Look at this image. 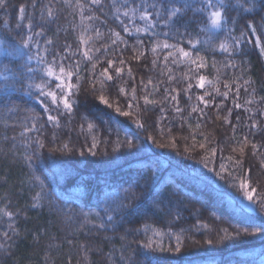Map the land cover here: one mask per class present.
I'll list each match as a JSON object with an SVG mask.
<instances>
[{
  "label": "snow or ice",
  "instance_id": "snow-or-ice-1",
  "mask_svg": "<svg viewBox=\"0 0 264 264\" xmlns=\"http://www.w3.org/2000/svg\"><path fill=\"white\" fill-rule=\"evenodd\" d=\"M10 8L17 9L14 23L9 15ZM0 12L9 17L0 20L3 25L0 27V95L4 97L0 100V130L8 133L21 129L18 136L3 137L0 161L21 170L17 184L28 200L24 209L12 211L9 210L12 195L0 198V204L4 200L8 201L0 207V226L5 218L8 222L7 230L0 232V253L8 252L15 239L21 237L19 219L27 218L25 210L39 209L51 214L53 225L58 230L59 223L64 224L65 229H72L71 239L65 231L62 242L72 245L82 235L86 240L79 248L85 259L89 253L103 257L101 261L94 260L90 264H185L184 253L189 245L184 243L181 234L171 228L166 232L157 229L154 216L142 218L140 222L143 227L127 226L135 222L137 211L135 203H125L129 199L127 196L120 200H106L100 211L67 209L63 194L54 193L47 182L48 177L35 167L42 150L47 149L50 153L73 152L70 140H61L55 130L67 128L69 132L72 131L69 125L79 110V97L89 94L108 108H114L116 113L130 117L136 129L145 132L147 127L145 121L140 119L141 114L159 108L162 124L169 110L176 114L184 112L179 106L181 92L187 101H192L195 96V103L189 105L188 117L196 121V131L190 132V136L195 140L199 135L206 142L199 145L211 154L205 157L204 167L213 164L210 170L215 176L237 190L241 197L238 205L241 214L246 209L261 214L260 222L253 231L236 227L229 234L225 228L218 240L206 239L203 243L212 246L256 236L264 240V195L251 186L252 180L248 175L251 170L243 167L245 149L250 148L255 154L264 148V107L254 110L246 106L264 105V95L255 99L257 88L252 87V82L245 79L243 85L240 83L245 75L243 66L247 46L259 45V54L264 56V43H261V36H264V0H25L18 5L13 4L12 0H0ZM161 26L166 31L161 30ZM258 31L260 34L253 39L251 34ZM126 51L132 52L131 61L139 62L150 55L148 63L151 68L159 69L160 78L155 82L152 78L146 82L143 77L139 79L140 95H137V78L130 61L124 59ZM218 54H223L224 68L241 71V75L230 83H223L224 91L218 86L222 83L219 70L214 80L202 74V70L209 67V57L212 58V67L220 63L215 59ZM32 61H35L34 65ZM180 66H184L183 72L177 71ZM129 80L134 83L125 87ZM180 81L186 87H169ZM194 85L198 89H205L204 94H196ZM206 85L212 91H208ZM242 86L252 97L244 104L235 102L239 99ZM162 87L163 94L157 99ZM259 90L264 92V81H261ZM13 91L24 92L38 101L43 112L38 113L34 108L22 109L13 104L9 99V93ZM106 92L124 98L127 110L121 109L118 99L110 102ZM230 93L234 96V107L248 113V123L242 125L241 117L237 115V123L233 124L232 109H227L221 115L225 108L224 101ZM217 97L221 98L219 104L216 103ZM213 105L216 108L215 119L223 125H231V139L237 144L231 149L232 155L227 157L220 149L221 162L218 165L217 146L206 147L212 142L208 135L200 131L202 125L211 119L208 109ZM80 118L86 123L89 134L86 142L90 146L86 151L96 156L99 144L105 142L98 140L95 134L99 132L100 125L88 122L86 113H82ZM180 118L184 119L183 116ZM85 123L79 125L81 132L85 131ZM101 123L105 125L104 131L109 138L113 135L116 137L111 141L114 144L113 152L138 146L152 151L147 144L149 139L158 148H177L176 137L171 136L170 126L167 130L163 126L159 128L161 134L170 137L169 143L156 144L154 137L141 136L137 132L132 133V139L125 135L121 140V129L128 130L126 122L107 124L101 119ZM49 126L53 131L50 138L46 139ZM241 128L247 129V132L242 133L237 140V131ZM257 137L260 143L256 142ZM79 154L83 156L85 151L81 149ZM103 154H108L107 149ZM261 155L264 156V153ZM156 176L157 172L153 170L148 179L154 180ZM176 195V192L170 193L167 204L163 200L153 204V211L172 224L181 221L187 208L186 205L181 207V200L172 199ZM138 199L140 196L133 194L132 200ZM33 231L26 230L25 235H32ZM183 231L181 229V233ZM108 232L113 235H101ZM41 235L47 236V229L33 235L34 242H38ZM137 236L145 239H128ZM164 236L168 237L167 245L162 242ZM157 238L161 242L158 243ZM48 239L50 242L46 251L57 249L56 241L61 238L49 236ZM117 241L120 242L119 248L116 247ZM97 242L109 244L110 247L107 251L97 248ZM44 264H49V261H44ZM68 264H71V260Z\"/></svg>",
  "mask_w": 264,
  "mask_h": 264
},
{
  "label": "trees",
  "instance_id": "trees-1",
  "mask_svg": "<svg viewBox=\"0 0 264 264\" xmlns=\"http://www.w3.org/2000/svg\"><path fill=\"white\" fill-rule=\"evenodd\" d=\"M25 0H12L13 4H20ZM12 22L14 23L17 16V9L10 8L9 12ZM247 15V14H245ZM5 13L0 12V20L7 19ZM0 27H3L0 24ZM161 30L166 29L161 26ZM259 31L251 34L253 39L259 35ZM51 35V33H49ZM203 39L204 37L201 36ZM164 39V37H161ZM261 43H264V36H261ZM219 53V49H217ZM247 55L244 57L245 64L243 71L245 75L240 83L243 85V80H250L252 87L257 88L258 99L261 92L260 84L264 81V56L259 54V45L253 47L249 44L246 49ZM131 51L124 53V59L129 60L133 73L136 76L135 83L137 84V95H140L139 79L152 78L155 82L158 77L159 69H152L148 63L150 55H146L141 61H131ZM223 54L216 55V67L211 66V57H209V67L202 70V74L206 75L209 80H214L218 74L222 83L218 86L221 91H224L223 83H230L233 78L241 75L240 69H226L223 67ZM239 59V58H237ZM35 64V61H32ZM147 65V66H145ZM101 65L100 67H105ZM184 66H180L178 72H183ZM111 71V69H110ZM75 82V78L73 80ZM111 83V82H109ZM134 82L129 80L125 87H130ZM87 87V84L84 85ZM180 89L186 85L180 81L169 85ZM208 91H212L206 85ZM35 91V90H33ZM193 91L198 95H203L205 89H198L193 86ZM110 102L118 99L119 106L122 110L126 109V101L124 98H117L108 92ZM163 94V87L161 93L156 98L160 99ZM208 97H206L207 99ZM244 87H241L239 99L236 103L244 104L248 99H251ZM4 97L0 95V100ZM9 99L15 105L23 108H34L36 112L42 113V106L24 92L13 91L9 93ZM80 107L74 117L72 124L67 128H62L57 131L61 140H70V146L73 147L71 153H50L47 149L42 150L41 158L36 162L35 167L40 169L45 176L48 177V184L56 194H63L65 205L67 209L75 208L77 211L81 208L84 211L91 209L92 211H100L104 207L106 200H120L127 196L129 199L125 203L133 202L136 205L137 211L135 213V222L127 226L143 227L140 222L145 217H155V227L161 231H167L171 228L172 231L181 234L184 243L189 245L184 253V261L191 264H262L264 262V240L259 236L245 238L242 241H224L223 243L212 246L203 243L206 239L218 240L223 235V229L227 228L231 234L236 227L241 229L248 228L253 231L261 219V214L258 211H247L241 214L239 211V199L237 190L231 185H225L224 181L220 180L218 176L210 170L214 165L209 163V167H204V159L206 156L210 157V153L199 147L200 144L206 142L197 135L195 140L190 136V132L196 131V121L188 117L190 111L189 105L195 103V96L192 101H187L184 94L181 92L179 96L180 107L184 109L182 114H176L169 110L167 118L160 122V110L147 111L141 114L140 119L145 121L147 131L136 129L135 125L131 123L130 117H124L114 111V108H108L89 94L87 97L81 95ZM220 97L216 98V103H220ZM234 96L230 93L228 99L224 101L225 108L221 111L224 115L227 109H232V122L237 123L236 116L241 117L240 123H248L247 115L243 109H236L233 103ZM252 107H264V105H246ZM151 109V106H149ZM86 113L89 116L88 122H93L100 125L99 132L95 133L98 140L105 142L100 143L96 156L87 153V148L90 143L86 142L88 133L86 131V123L81 120V114ZM216 108L213 105L208 109V115L211 118L208 122L202 125L200 131L208 135L211 144H206L210 148L213 145L217 146L216 165L221 161L220 149H223L225 157L232 155L231 149L237 147V144L231 139V125H223L220 120L215 119ZM196 114H193L195 116ZM183 116L184 119L180 117ZM147 117V119H145ZM101 119L107 124H114V122L127 124V132L122 128L119 135L121 140L128 136L132 139V133L137 132L138 135L145 137H154L156 144L169 143L170 137L167 134L159 132L160 127H165V130L171 127V136L176 137L177 148L170 147L158 148L149 139L147 144L151 146L152 151L141 149L139 146L134 149H119L113 152L114 144L111 141L116 139L115 135L109 138V135L104 131L105 125L101 123ZM155 121V123H154ZM214 121V122H213ZM169 122H171L169 124ZM85 123V131L81 132L79 125ZM183 124V127H181ZM189 124L192 125L189 128ZM21 129L17 128L15 132L4 133L0 130V149L4 147L2 141L5 135L13 136L19 135ZM53 129L49 126L46 139L50 138ZM247 129H238L236 139L239 140L242 133H246ZM187 138V139H185ZM250 139L252 137L250 136ZM256 142L260 143L259 137ZM195 145V147H193ZM52 146L51 144L49 145ZM23 146L21 145V150ZM83 149L85 155L81 156L79 151ZM107 149L108 154H103ZM187 149V151L185 150ZM246 155L243 158V167L245 170H251L248 175L252 180V187H256L257 191L264 195V148L260 152L253 154L250 148L245 149ZM155 170L157 176L154 180L148 179L151 171ZM217 170H219L217 168ZM21 177V170L17 167H10L5 161H0V198L5 195H12V206L9 210L16 211L24 209L27 198L20 192L18 179ZM211 179H208V178ZM6 181V183H5ZM176 192L177 195L172 197L173 200L179 199L182 201L181 207L187 206L183 212L181 221L172 224L166 219H162L160 213L153 211V204L157 201L163 200L167 204L170 193ZM19 193V194H18ZM143 193V195H141ZM133 194L140 196V199L133 201ZM8 201L4 200L3 204ZM0 204V207H3ZM26 219L21 217L19 219V228L21 237L15 239L8 252L0 253V264H44V261H49V264H90L91 261H101L102 256H93L89 253L87 259L81 254L79 245L84 243L86 238L82 235L69 245L66 241L62 242L65 231L68 233V238L71 239L72 229H65L64 224L59 223V230L53 225V218L47 211L39 209H26ZM62 216V214H61ZM254 217L255 219H250ZM151 222V221H150ZM7 218H5L0 232L7 230ZM251 225V227H250ZM47 229V236L41 235L38 242H34L33 235ZM183 229V233H181ZM26 230H34L32 235H25ZM121 233L123 229L120 230ZM101 235H113L111 232ZM151 235V233H149ZM49 236H58L61 239L56 241L58 248L52 251H46V246L50 242ZM128 239L144 240L145 237H129ZM199 241V244L194 242ZM157 242H161L157 238ZM162 242L167 245L168 237L164 236ZM174 242V241H173ZM120 242H116V247L119 248ZM97 248H102L107 251L109 244L97 242Z\"/></svg>",
  "mask_w": 264,
  "mask_h": 264
},
{
  "label": "rangeland",
  "instance_id": "rangeland-1",
  "mask_svg": "<svg viewBox=\"0 0 264 264\" xmlns=\"http://www.w3.org/2000/svg\"><path fill=\"white\" fill-rule=\"evenodd\" d=\"M240 200V199H239ZM245 203H248L247 201H245ZM247 211H252L251 209H246Z\"/></svg>",
  "mask_w": 264,
  "mask_h": 264
}]
</instances>
